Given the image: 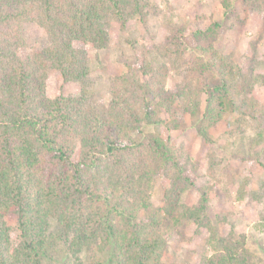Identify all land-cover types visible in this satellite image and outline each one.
<instances>
[{"label": "trees", "instance_id": "obj_1", "mask_svg": "<svg viewBox=\"0 0 264 264\" xmlns=\"http://www.w3.org/2000/svg\"><path fill=\"white\" fill-rule=\"evenodd\" d=\"M154 12L151 0H0V264H85L88 252L108 248L113 264H171L163 260L161 211L141 216L157 175L170 182L164 219L208 225L205 193L195 204L183 201L196 186L197 167L171 132L201 104L205 138L232 109L259 128L264 105L252 90L264 74H255V65L245 72L214 47L221 22L182 21L157 50L192 81L168 89L166 75L141 62L112 78L107 103L90 105L89 46H108L111 19L124 27L130 17L146 21ZM54 72L78 83L79 94L49 97ZM144 122L161 130L138 141L133 133ZM263 140L258 129L253 144ZM252 192L237 191L240 199ZM54 229L65 261H47ZM202 264L255 262L236 240Z\"/></svg>", "mask_w": 264, "mask_h": 264}, {"label": "rangeland", "instance_id": "obj_2", "mask_svg": "<svg viewBox=\"0 0 264 264\" xmlns=\"http://www.w3.org/2000/svg\"><path fill=\"white\" fill-rule=\"evenodd\" d=\"M225 1L151 0L155 12L146 21L134 15L123 27L118 20L111 19L108 46L102 49L89 46L93 91L90 105L107 103L112 78L126 72L129 66L138 67L141 62H148L160 74H165L168 89L189 82L192 79L189 70H176L157 50L170 33V27L180 25L182 21L196 22L195 26L221 22L214 47L234 64L243 65L245 72L255 65L254 73L264 74V0L260 6H252L250 0H227L228 8L224 6ZM79 92L78 83L65 82L57 72L47 80L49 97L77 95ZM252 95L264 105V83L256 82ZM201 106L197 112H187L182 128L172 131L171 137L174 142L184 145L197 167L196 186L184 193L183 201L188 205L195 204L205 193L208 197V225L199 226L193 219H164L161 208L170 182L160 175L151 181L149 195L152 204L148 211L141 212V216L161 211L163 231L168 235L163 253V260L167 263L202 264L207 256L238 240L249 251L250 260L264 264V140L256 147L253 144L258 129H264V115L259 118L261 124L257 128L255 119L250 124L244 123L238 119L240 113L232 109L216 126L209 128L208 138H205L199 131L204 108L203 104ZM157 130L161 127L144 122L133 135L138 141H145ZM244 180H249L247 185ZM242 186L253 192L240 199L237 191ZM255 193L259 194L258 198ZM54 235L55 246L49 248L47 261H65L67 253L57 239L60 232L54 229ZM112 255L111 248L102 252L95 250L87 253L84 262L113 264Z\"/></svg>", "mask_w": 264, "mask_h": 264}]
</instances>
